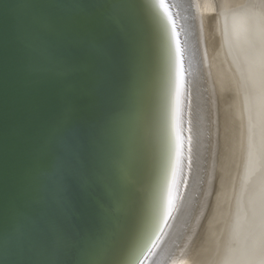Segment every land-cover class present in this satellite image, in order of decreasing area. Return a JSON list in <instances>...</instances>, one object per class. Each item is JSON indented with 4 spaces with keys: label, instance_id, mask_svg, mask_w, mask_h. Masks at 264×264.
<instances>
[{
    "label": "water",
    "instance_id": "water-1",
    "mask_svg": "<svg viewBox=\"0 0 264 264\" xmlns=\"http://www.w3.org/2000/svg\"><path fill=\"white\" fill-rule=\"evenodd\" d=\"M197 8L195 0H0V264H72L89 251L83 238L69 252L54 230L64 219L61 184L78 199L81 181L67 151L78 112L58 125L65 105L83 106L81 93L110 71L91 41L112 21L126 36L116 99L129 105L126 121L98 129L89 146L85 175L106 228L98 242L116 264L178 259L209 156ZM248 95L240 211L262 152Z\"/></svg>",
    "mask_w": 264,
    "mask_h": 264
},
{
    "label": "bare ground",
    "instance_id": "bare-ground-1",
    "mask_svg": "<svg viewBox=\"0 0 264 264\" xmlns=\"http://www.w3.org/2000/svg\"><path fill=\"white\" fill-rule=\"evenodd\" d=\"M195 3L208 94L209 156L196 212L173 264H264V4ZM244 91L258 122L262 152L240 211L247 156Z\"/></svg>",
    "mask_w": 264,
    "mask_h": 264
},
{
    "label": "snow or ice",
    "instance_id": "snow-or-ice-1",
    "mask_svg": "<svg viewBox=\"0 0 264 264\" xmlns=\"http://www.w3.org/2000/svg\"><path fill=\"white\" fill-rule=\"evenodd\" d=\"M126 43L123 30L118 28L116 21L95 30L91 44L98 47L110 66V71L95 80L93 85L85 89L81 96L86 103L77 108L68 103L64 108V118L58 128H63L78 112V125L73 130V143L67 146L72 156L78 161L76 174L81 176L80 196L75 198L69 186L61 184V206L63 217L61 223L54 226L59 243H63L71 252L76 249L83 238L90 241L89 251L80 254L72 264H116L114 258L106 255L99 244L100 237L106 228L97 223L93 209V197L90 191V179L85 175L91 164L89 146L96 143L95 133L98 129L126 121L128 103L126 98L117 101L121 95V49ZM87 70L88 65H83ZM147 112L144 119L147 121ZM64 162L57 159L56 172L63 179L61 169ZM19 230V229H18ZM62 264V262H61Z\"/></svg>",
    "mask_w": 264,
    "mask_h": 264
},
{
    "label": "rangeland",
    "instance_id": "rangeland-1",
    "mask_svg": "<svg viewBox=\"0 0 264 264\" xmlns=\"http://www.w3.org/2000/svg\"><path fill=\"white\" fill-rule=\"evenodd\" d=\"M253 2H255V0H245V4L246 5H250L252 4ZM263 4H264V0H262Z\"/></svg>",
    "mask_w": 264,
    "mask_h": 264
}]
</instances>
